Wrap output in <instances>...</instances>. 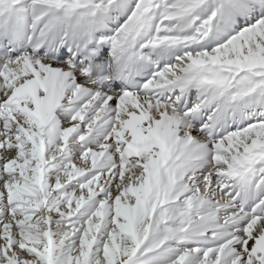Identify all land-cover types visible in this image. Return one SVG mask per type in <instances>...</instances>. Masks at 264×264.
<instances>
[{
	"label": "snow or ice",
	"instance_id": "obj_1",
	"mask_svg": "<svg viewBox=\"0 0 264 264\" xmlns=\"http://www.w3.org/2000/svg\"><path fill=\"white\" fill-rule=\"evenodd\" d=\"M0 264H264V0H0Z\"/></svg>",
	"mask_w": 264,
	"mask_h": 264
}]
</instances>
